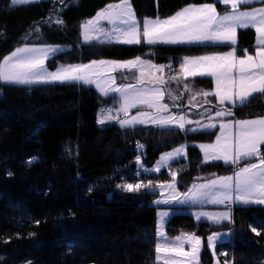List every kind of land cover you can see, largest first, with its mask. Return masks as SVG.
Masks as SVG:
<instances>
[{"label":"trees","instance_id":"1","mask_svg":"<svg viewBox=\"0 0 264 264\" xmlns=\"http://www.w3.org/2000/svg\"><path fill=\"white\" fill-rule=\"evenodd\" d=\"M118 1L44 0L12 5L11 0H0V59L24 43L70 46L47 61L49 69L57 64L127 60L152 54L161 62L163 58L218 53L229 48L80 44V24ZM213 2L130 0L138 19L165 18L184 6ZM216 7L219 12L226 8L218 3ZM52 16L63 24L55 25ZM34 27L37 30H32ZM237 41V54L253 52L251 29L239 30ZM185 83L191 85L193 93L181 91L180 86L182 99L172 101V108L192 120L206 119L216 109L215 99L195 93L200 89L210 91L211 81L197 78ZM205 99L210 103H204ZM105 101L92 88L77 83H0V264H157V208L152 203L158 194L146 190L128 193L117 185L149 180L154 185L165 183L171 180L170 171H177V187L183 192L199 179L232 173L231 165L203 163L195 146L210 143L216 129L192 132L153 126L100 127L96 115ZM226 108L232 109L235 119L264 116V95L254 94L246 106ZM203 109L208 113H202ZM137 143L144 147L141 161L146 167H151L163 152L180 145H185L186 158L171 163L159 174L136 176ZM32 157L38 159L29 166L25 162ZM228 230L230 240L214 250L219 264H264V206L235 207L231 222L220 224L195 221L186 208H178L165 226L170 238L182 233H195L201 238L200 264L214 262L206 245L207 236Z\"/></svg>","mask_w":264,"mask_h":264},{"label":"snow or ice","instance_id":"2","mask_svg":"<svg viewBox=\"0 0 264 264\" xmlns=\"http://www.w3.org/2000/svg\"><path fill=\"white\" fill-rule=\"evenodd\" d=\"M36 2L39 0H11V3L16 5ZM217 2L229 7L218 12ZM252 3L253 0H214L213 3L188 5L167 18L157 16L153 19H145L140 25L129 0H119V3L107 5L81 25V34L86 43L93 41L126 45L213 43L230 44L233 47L222 54L184 57L178 70L172 69L171 64L158 65L136 57L123 62L92 60L87 64L61 65L56 70L49 71L45 62L60 53L61 50L58 47L21 46L0 59V83L94 84L103 96L117 94L120 99L116 112L122 113L124 118H120L119 115L113 116L112 109H108L98 115V125L115 121L121 128H134L137 125L175 127L181 131L215 128L214 119L231 117L234 114L231 108L222 107L226 102L232 108L246 106L254 94L264 95V7L242 9V6ZM101 21H107L109 27L102 26ZM55 22L63 24L61 19ZM238 29L255 30L257 36L255 55H250L247 50L243 51L242 56L237 55ZM125 70L134 72L135 83L117 84V78L113 73L119 72L123 75ZM190 77H210L214 84L211 91L200 90L195 93L205 98L214 96L216 99V104L213 106L217 109L215 117L209 115V122L204 125H201L199 120L189 119L187 114H173L170 106L163 102L165 96L173 102L181 98L180 95H173L172 90L167 87L169 83L182 84L186 92H191V85L185 83ZM124 79H127L126 75ZM204 103H210V101L205 99ZM133 108L143 110L138 111L134 116H129ZM193 123L196 127H185ZM219 129L220 135L216 137L215 143L199 145L203 153V162L223 161L224 164L233 166L242 165L236 168L232 175L218 176L203 184H193L183 194L176 189L177 171H170L172 179L167 185H154L149 180L148 183L124 182L118 184L117 188L133 193L154 187L160 189L161 196H164V190L167 188L171 194L166 199L154 201L156 204L208 202L228 205L233 203L264 205V153L261 152V146L264 145V117L221 121ZM137 148L142 149L143 145L137 143ZM182 155L186 156L184 146L167 152L160 157L153 169H144L138 155L136 165L144 171L159 172L161 167H170L169 161ZM37 159L32 157L25 163L30 166ZM8 175L13 174L9 172ZM168 215V212L159 213L160 220L156 226L155 260L157 264L162 259V252L171 254L164 259V264H199L200 237L195 233H182L173 241H169L163 229L164 219ZM194 215L197 220L203 217L213 223H219L222 220L231 222L230 212L219 213L216 216L205 212L194 213ZM36 223L38 224L39 221ZM253 231L255 232L256 229L253 228ZM256 234L259 235V232ZM29 235L32 236L35 233ZM218 240L219 234L214 233L209 236L208 247L215 249ZM185 244L189 246L188 250H185Z\"/></svg>","mask_w":264,"mask_h":264},{"label":"crops","instance_id":"3","mask_svg":"<svg viewBox=\"0 0 264 264\" xmlns=\"http://www.w3.org/2000/svg\"><path fill=\"white\" fill-rule=\"evenodd\" d=\"M129 2H130V0H129ZM115 3H119V1L118 2H115ZM218 3V2H217ZM12 4V3H11ZM110 4H114V3H110ZM221 7H229V6H226V5H223V4H220V3H218ZM12 5H16V4H12ZM20 5V4H19ZM107 5H109V4H107ZM106 5V6H107ZM191 5H193V4H191ZM198 5H200V4H198ZM106 6H104L103 8H101V9H99L98 11H101L102 9H104ZM188 6V5H187ZM185 7V6H184ZM259 7H264V0H253V3L252 4H250V5H244V6H242V9L243 10H250L251 8H259ZM183 8V7H182ZM182 8H180V9H182ZM179 9V10H180ZM97 11V12H98ZM178 11V10H177ZM96 12V13H97ZM219 12V11H218ZM96 13L94 14V16L96 15ZM175 13V12H174ZM173 13V14H174ZM172 14V15H173ZM94 16H92L91 18H93ZM171 16V15H170ZM169 17V16H168ZM90 18V19H91ZM165 18H167V17H165ZM136 19H137V22H138V24H140V25H142V23H143V21L145 20V19H153V18H142V19H138L137 17H136ZM87 21V20H86ZM86 21H83L81 24H80V26H79V41H80V44H84V45H87V44H91V43H86L85 41H84V39H83V36H82V34H81V25L82 24H84ZM101 25L102 26H104L105 28H107V27H109L108 26V24H107V21H101ZM239 30H244V29H238V31ZM253 32H254V48H253V52L250 54V55H255V52H256V48H257V44H256V39H257V36H256V32H255V30L254 29H251ZM238 31H237V33H238ZM92 43H94V44H104V45H125V46H132V45H126V44H119V43H99V42H96V41H93ZM144 44V43H143ZM140 45V44H139ZM146 45V44H145ZM179 45H184V46H228L229 48H228V50H226V51H223V52H218V53H208V54H201V55H195V56H184V57H198V56H202V55H212V54H222V53H225V52H227V51H230L231 50V48L233 47L232 45H230V44H213V43H204V44H177V45H167V44H157V45H148V46H179ZM48 46H52V47H58L61 51H60V53L61 52H63V51H65V50H67V49H69L70 48V46H68V45H58V44H48ZM236 47H237V45H236ZM13 51V50H12ZM11 51V52H12ZM10 52V53H11ZM9 53V54H10ZM8 55V54H7ZM238 56H240L239 54H237ZM242 56V55H241ZM184 57H179V58H175V57H170V58H163L164 60H162L161 62H159L158 60H157V56L156 55H154V54H152V55H150V56H147V57H141L142 59H144V60H149V61H151V62H153V63H155V64H158V65H168V64H171L172 65V69H174V70H178V68H179V64H180V62L183 60V58ZM134 59V58H133ZM50 60V59H49ZM99 60H108V61H118V62H123V61H128V60H131V59H127V60H117V59H97V61H99ZM91 61H89V62H86V63H74V64H87V63H90ZM45 63H47V61L45 62ZM61 65H69V64H57L56 66H55V68L54 69H49L48 67H47V65H46V67H47V69L49 70V71H54V70H56L59 66H61ZM113 75H115L116 76V78H117V84H121V83H135V79H134V72H128L127 70H125V72H124V74L122 75L121 73H119V72H117V73H113ZM127 76V79H124V76ZM197 78H208L210 81H211V90L214 88V84H213V82H212V79L210 78V77H190L189 78V80L188 81H191V80H193V79H197ZM187 81V82H188ZM77 84H80V85H83V86H85V87H90V88H92L102 99H105L106 101H105V103L103 104V105H101L100 106V108L98 109V111H97V115H96V120H97V117H98V115H100V114H102L103 112H105L106 110H108V109H112V115L113 116H116V115H119L120 116V118H124L123 117V114L122 113H117L116 112V109H118L119 108V96L117 95V94H115V93H111L110 95H108V96H103V95H101L100 94V92L98 91V89L96 88V86L93 84V85H84V84H81V83H77ZM33 85H36V84H33ZM26 86V85H25ZM182 87V90L181 91H183L184 90V87H183V85L182 84H177V83H169L168 85H167V87L170 89V90H172V92H173V95H179V87ZM201 90V89H200ZM210 90V91H211ZM192 93H193V91H192ZM214 97V96H213ZM180 99H182V97L180 98ZM180 99H178V100H180ZM192 99H193V97H192ZM214 99H215V97H214ZM164 103H167L169 106H170V110H171V112L173 113V114H181V115H183V113L182 112H179V111H177V110H175L174 108H172V100L171 99H169L167 96H165V100L163 101ZM215 103H216V99H215ZM222 107H232L231 105H229V104H227V102L222 106ZM140 110H143V109H137V108H133V109H131L130 110V112H129V116H134V115H136L137 114V112L138 111H140ZM217 109H215L213 112H211V113H209L208 114V116L209 115H211L212 117H215V111H216ZM202 113H204L203 111H201ZM205 113H208V110L205 112ZM261 117H264V116H261ZM256 118H258V117H256ZM256 118H250V119H256ZM192 120V119H191ZM235 120H238V119H235V118H232V116L231 117H223V118H217V119H214L213 120V123H215L216 124V127L215 128H211V129H202V130H198V131H210V130H213V129H216V135H215V137H214V139L210 142V143H197L195 146L197 147V149L200 151V154H201V160H202V162H203V153L201 152V150H200V147H199V145H201V144H213V143H215L216 142V137L218 136V135H220V129H219V124H220V122L221 121H223V122H230V121H235ZM193 121H197V120H193ZM200 121V124L201 125H204V124H207L209 121H208V117L206 118V119H204V120H199ZM108 124H115L116 126H118L119 128H121L120 126H119V124L118 123H116L115 121H113V122H110V123H106L105 125H108ZM105 125H98V126H100V127H103V126H105ZM145 125H137V126H135V127H144ZM148 126H151V125H148ZM134 127V128H135ZM154 127V126H153ZM186 128L187 127H189V128H194V127H196V125H195V123H193V124H189V125H186L185 126ZM170 128H175V127H170ZM178 129V128H177ZM192 132H196V131H192ZM181 146H184L185 147V145H180V146H178V147H181ZM264 145H262L261 146V148L263 147ZM178 147H175V148H173V149H171V150H169V151H166V152H163L162 154H160L159 156H158V158L160 157V156H162L163 154H165V153H167V152H171V151H173L174 149H176V148H178ZM185 151H186V149H185ZM180 157V156H179ZM157 158V159H158ZM156 159V160H157ZM177 159V158H176ZM182 159H184V156H182V158H179L178 160H182ZM178 160H176V161H178ZM173 162H175V161H171V162H169V165L171 164V163H173ZM210 162H214V161H210ZM216 162H221V163H223V161H216ZM251 162H255V161H251ZM204 163V162H203ZM243 163V162H242ZM224 164V163H223ZM225 165H229V164H225ZM232 167H233V171H232V173L231 174H227V175H232L233 173H234V171L236 170V168H238L239 166H242V165H237V166H233V165H231ZM169 167H167L166 169H168ZM227 175H219V176H227ZM216 177H218V176H212V177H208V178H203V179H199V180H197V181H194V182H192L187 188H186V190L185 191H180L179 189H178V187H177V183H176V189H177V191L179 192V193H181V194H183V193H186L187 191H188V189L189 188H191L192 186H193V184H203V183H206L207 181H209V180H211V179H215ZM170 178H171V176H170ZM172 179V178H171ZM169 182H171V180L170 181H168V182H165V183H159V184H165V185H167ZM146 191H150V192H153V191H156L157 192V194H158V196H157V198L154 200V201H156V200H163V199H166L171 193H170V191L167 189V188H165V190H164V196H161V194H160V189H157V188H152V189H146ZM181 198H183V197H181ZM154 201H153V203H152V205L155 207V208H157V211L159 210V209H162V210H166V212H168L169 213V215L170 216H172L173 214H175L176 213V211H177V209L178 208H186L187 209V212L188 213H199V211L200 210H208V211H212V212H218V213H223V212H230V216H231V213H232V210L235 208V207H246V206H264V205H260V204H249V205H242V204H238V203H233V204H231V205H228L227 203H225V204H213V203H208V202H203V203H196V204H192V203H186V204H179V203H175V202H173V203H167V204H165V203H160V204H156V203H154ZM168 215V216H169ZM169 216V217H170ZM193 217V216H192ZM194 219H196L195 217H194ZM196 221H198L197 219H196ZM205 221H208L207 223H209V224H220V223H223V222H228V220H223V221H220L219 223H213V222H211V221H209L208 219H205ZM204 222V221H203ZM220 232H223V231H220ZM214 233H216V232H214ZM226 233L228 234V237L225 239L224 237L223 238H221V241L219 242V243H217L216 244V246L218 245V244H220V243H224V242H227L228 240H230V237H231V232L228 230V231H226ZM171 239H173V238H171ZM215 246V247H216ZM215 250V249H214ZM166 254L167 253H164V252H162L161 253V256H163V257H165L166 256ZM156 256V255H155ZM214 256L217 258L216 260H217V262L219 263V261H218V255L217 254H215V252H214ZM160 264H162V262L160 261L159 262Z\"/></svg>","mask_w":264,"mask_h":264},{"label":"rangeland","instance_id":"4","mask_svg":"<svg viewBox=\"0 0 264 264\" xmlns=\"http://www.w3.org/2000/svg\"><path fill=\"white\" fill-rule=\"evenodd\" d=\"M40 1H44V0H39V2ZM58 1H60L61 2V0H58ZM62 2H64V0H62ZM73 2H75V0H73ZM27 4V3H26ZM66 2L61 6V7H64V6H66ZM57 20V18L56 17H54V16H52V21L51 22H53L55 25H57V26H59L60 24H57L55 21ZM32 30H37V27H34ZM21 46H29V47H37V48H42V47H48V44H45V43H39V44H35V43H24V44H22V45H20V46H18V47H21ZM17 48V47H16ZM207 111V109H203V112L205 113ZM144 148V147H143ZM143 148L142 149H138L137 148V152H138V155L140 156V158H141V152L143 151ZM186 152V151H185ZM137 155V156H138ZM136 156V157H137ZM182 156H184V155H182ZM182 156H180V157H178L177 159H174V160H171V161H176V160H178L179 158H182ZM161 157V156H160ZM160 157L153 163V165L151 166V167H146V166H144L143 164V168L144 169H153V168H155L156 167V164H157V162L160 160ZM186 158V156H184V159ZM135 165H136V158H135ZM171 161H169V162H171ZM168 162V163H169ZM141 163H142V161H141ZM167 167H161V169H160V171L159 172H156V171H144L143 169H141V168H138V166L136 165V167H135V175L136 176H139V175H142V174H146V175H151V174H159L162 170H165ZM137 173H139V175H137ZM127 183H130V182H127ZM153 192H155V193H157L156 191H153ZM161 212H166V210H162V209H159L158 211H156V222H155V240L157 241V238H156V226H157V223L159 222V220H160V217H159V213H161ZM200 212H205V213H209V214H212L213 216H216L217 214H219L218 212H212V211H208V210H200L199 211V213ZM190 215L191 216H193V219H194V217L196 218V216L194 215V213H190ZM170 216V215H169ZM169 216H167V217H165V219H164V225H163V229H164V232H165V226H166V223H167V221H168V219L171 217H169ZM205 219H207V218H201L200 220H198V222H208V221H205ZM195 221H196V219H194ZM223 221V220H222ZM214 233H211V234H209L208 236H207V238H206V245H207V247H208V237L209 236H211V235H213ZM216 234H219V240L216 242V244L217 243H219L220 241H221V238H227L228 237V234L226 233V231H223V232H216ZM165 235H166V233H165ZM166 237L168 238V240L169 241H173L174 239H175V237L173 238V239H171L170 237H168L167 235H166ZM199 237V236H198ZM201 239V238H200ZM184 247H185V250H188V245L187 244H185L184 245ZM201 249H202V240H201ZM208 249H209V251L214 255V249H211V248H209L208 247ZM200 253H201V251H200ZM200 253H199V264H200ZM171 254L170 253H167L166 254V256L165 257H163V256H161L162 257V259H161V262H162V264H164V259L165 258H167L168 256H170ZM217 258L214 256V262H213V264H219L218 262H217V260H216Z\"/></svg>","mask_w":264,"mask_h":264}]
</instances>
